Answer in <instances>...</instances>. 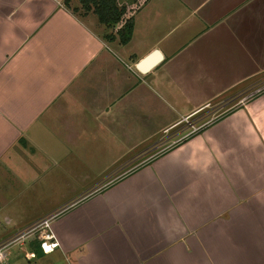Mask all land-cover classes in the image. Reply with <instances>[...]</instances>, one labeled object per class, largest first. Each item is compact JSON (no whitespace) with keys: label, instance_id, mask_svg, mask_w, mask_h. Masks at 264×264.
<instances>
[{"label":"crops","instance_id":"crops-1","mask_svg":"<svg viewBox=\"0 0 264 264\" xmlns=\"http://www.w3.org/2000/svg\"><path fill=\"white\" fill-rule=\"evenodd\" d=\"M132 19L122 46L65 0H0V245L72 204L64 264H264V92L97 189L264 82V0H148Z\"/></svg>","mask_w":264,"mask_h":264},{"label":"rangeland","instance_id":"rangeland-1","mask_svg":"<svg viewBox=\"0 0 264 264\" xmlns=\"http://www.w3.org/2000/svg\"><path fill=\"white\" fill-rule=\"evenodd\" d=\"M70 5H71V10L73 9H78L75 15L80 18V19H85V20H95L96 22L99 23L98 18L93 14H85L83 9L81 8V5L79 3V0H69ZM117 5L119 8H123L126 10L125 16L122 20L123 23L113 27V28H107L104 26L108 32L104 35V39L107 40V36L109 35H114L115 41L120 45V36H119V31L123 24H125L127 21L129 22L132 20L133 16L140 11L142 6L148 1V0H116ZM90 18H87V17ZM91 23V22H90ZM251 92V91H250ZM243 96H246V93H240L239 95H236V97H232L229 100L226 101H220V102H212L209 104L208 108L205 110L201 111L198 113L197 116H195L192 119H189L188 121H184L185 119H182L180 125H178L176 128L170 130L167 129L164 131L162 135H159V141H157L154 146H152L149 150H147L144 155L138 156V158L135 161L134 165H129L128 167H121L120 169L116 170L113 174H111L108 178H106V181H102L101 183H98L94 187L97 186L98 190H102L105 187H108L115 183L116 181L120 180L121 178L133 173L134 171L138 170L145 164L149 163L151 160L156 159V157H159L169 150L173 149L178 142L189 135V133L192 132V127H201L206 125L208 122H212L211 125L215 124L219 120H221V116L228 113V112H233L236 109L240 108L237 107L240 102L243 99ZM224 118V117H223ZM214 122V123H213ZM170 130V132H168ZM168 132V133H167ZM140 157V159H139ZM71 200V199H70ZM38 205V203H37ZM72 204L67 205L71 206ZM38 205L37 207H39ZM59 209L58 211L63 210ZM56 211V212H58ZM54 212V213H56ZM10 234V233H9ZM7 234L6 236H8ZM30 242H35V241H30ZM28 242L25 245L20 246L19 244H16L12 246L9 251L7 252V260L6 264H64L63 258H59L58 254H54L51 256H45L41 252L37 251L36 254H33L31 258L29 257V251L27 250L31 243ZM32 245V244H31ZM30 249V248H29ZM33 252V248H31Z\"/></svg>","mask_w":264,"mask_h":264},{"label":"built area","instance_id":"built-area-1","mask_svg":"<svg viewBox=\"0 0 264 264\" xmlns=\"http://www.w3.org/2000/svg\"><path fill=\"white\" fill-rule=\"evenodd\" d=\"M263 92H264V82L261 83L260 85H258L257 87L252 88L251 90L247 91L246 96L245 97L243 96V99L240 102H238L239 104L237 105V107H240V108L245 107L252 99H254L255 97H257L258 95H260ZM208 106L205 107L203 110L208 108ZM229 113H231V112H228V113L222 115L221 119ZM197 115H198V113L191 116V117H187L184 121H186V120L188 121L189 119H192ZM181 123H183V122H180L178 125H180ZM211 123L212 122H208L206 125L201 126V127H197V128L192 127L193 128L192 132L189 133V135H187L183 139H181L178 142V144L183 142L184 140H186L190 136L204 131L205 129H207L208 127L211 126ZM178 125L171 128L170 130L176 128ZM170 130L168 132H170ZM72 206L73 205L68 206V207H64L63 210L58 211L56 213H53L51 215H48L47 217L38 221L37 223H35L31 227L25 229L24 231H21L18 235H16L14 238L10 239L9 241L4 243L3 245H0V264H6L7 252L9 251V249L12 246H14L16 244H19L20 246H22V245L27 244L30 241L37 242L40 250L42 251V253L44 255L53 254L59 248L58 240H57L56 235L53 231V224L65 211H67Z\"/></svg>","mask_w":264,"mask_h":264},{"label":"trees","instance_id":"trees-1","mask_svg":"<svg viewBox=\"0 0 264 264\" xmlns=\"http://www.w3.org/2000/svg\"><path fill=\"white\" fill-rule=\"evenodd\" d=\"M79 3L86 15L89 13H93L98 18L99 23L106 26L109 29L123 23L122 20L125 16L126 10L123 8H119L116 0H79ZM65 5L69 10H71V5H70L69 0H65ZM77 10L78 9H73L71 11L75 14ZM133 31H134L133 19L123 24V26L121 27L118 33L120 36V42H119L120 45L126 46L131 41ZM106 38H107L106 41L109 43H112L115 41L114 35H109ZM196 135L197 134L190 136L183 142L176 145L174 148L183 144L184 142L188 141L189 139H191L192 137ZM36 249L37 251L42 253V251L40 250L38 246V243H37Z\"/></svg>","mask_w":264,"mask_h":264},{"label":"water","instance_id":"water-1","mask_svg":"<svg viewBox=\"0 0 264 264\" xmlns=\"http://www.w3.org/2000/svg\"><path fill=\"white\" fill-rule=\"evenodd\" d=\"M160 58V55L158 52L154 53L151 57L145 59L142 61L139 65L138 68L140 71L145 72L147 71L155 62L156 60Z\"/></svg>","mask_w":264,"mask_h":264}]
</instances>
